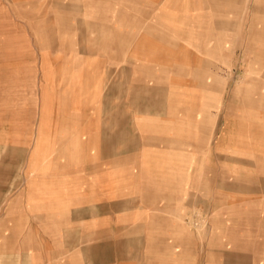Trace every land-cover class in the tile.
I'll list each match as a JSON object with an SVG mask.
<instances>
[{"label": "crops", "instance_id": "0c3cea01", "mask_svg": "<svg viewBox=\"0 0 264 264\" xmlns=\"http://www.w3.org/2000/svg\"><path fill=\"white\" fill-rule=\"evenodd\" d=\"M19 1L0 6V264H264V84L225 113L203 80L225 23L193 25L192 0Z\"/></svg>", "mask_w": 264, "mask_h": 264}, {"label": "rangeland", "instance_id": "374dc122", "mask_svg": "<svg viewBox=\"0 0 264 264\" xmlns=\"http://www.w3.org/2000/svg\"><path fill=\"white\" fill-rule=\"evenodd\" d=\"M200 0H192V21L193 25L200 24L203 20L212 24V22L221 20L225 23L224 30H211L212 33L218 34L217 36H222V45L219 47L220 51L223 53L221 59H213L212 56H208L210 61L214 62L218 67V72H222V79L218 76H208L203 78L205 83H218L222 81L224 86V110L225 113L227 111H231L228 106H231V102L233 101L232 96L234 95V101L240 102V107H247V96L251 95V93H247L248 85H262L264 84V76H263V61L257 60L264 49V0H225L223 8H221L220 12H207L203 13L202 7L199 6ZM9 4L20 5L21 2L19 0H0V6H5L8 9ZM211 5V2L209 1ZM214 4V2H212ZM195 6V7H194ZM234 7V8H233ZM1 8V7H0ZM234 9V12H233ZM235 9L237 11H235ZM255 9V10H254ZM210 10V9H209ZM10 14V13H9ZM7 12L0 9V18L5 20L7 19ZM205 15L207 17H205ZM18 19V18H17ZM196 22V23H195ZM254 26V28H252ZM251 27V28H250ZM196 32L199 30L196 29ZM250 32V34H249ZM251 32L254 33L252 36L254 37L252 40ZM251 36L250 43L252 46L248 47V38ZM254 43V44H253ZM250 48V49H249ZM250 50V51H249ZM253 52L255 53L256 60L252 61ZM180 64V62L178 63ZM181 64L179 65V67ZM185 69V64L182 63V67ZM195 80L194 77L185 78L183 76L181 80L187 81ZM198 80L200 78H197ZM253 83V84H251ZM244 87V88H243ZM235 88H239L242 91H237L233 94ZM238 89V90H239ZM262 92H256L255 95L257 97L255 107L262 106V100L259 99V95ZM231 113V112H230ZM225 149L230 150V147L225 146ZM226 165V164H225ZM228 165V164H227ZM230 169V165L225 167V169ZM262 173V172H261ZM255 172L253 174L254 179L260 178V176L264 177V173L261 175ZM244 176V178L249 179L251 174L244 172L243 174H232L230 171L225 172V180L231 179L232 176ZM259 176V177H258ZM187 195V194H185ZM211 219V218H210ZM211 221V220H210Z\"/></svg>", "mask_w": 264, "mask_h": 264}]
</instances>
